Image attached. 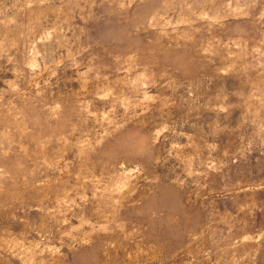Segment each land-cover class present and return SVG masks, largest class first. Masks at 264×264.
Segmentation results:
<instances>
[{"label":"rangeland","instance_id":"374dc122","mask_svg":"<svg viewBox=\"0 0 264 264\" xmlns=\"http://www.w3.org/2000/svg\"><path fill=\"white\" fill-rule=\"evenodd\" d=\"M0 264H264V0H0Z\"/></svg>","mask_w":264,"mask_h":264}]
</instances>
